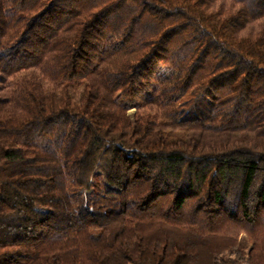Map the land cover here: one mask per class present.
<instances>
[{
    "label": "trees",
    "instance_id": "16d2710c",
    "mask_svg": "<svg viewBox=\"0 0 264 264\" xmlns=\"http://www.w3.org/2000/svg\"><path fill=\"white\" fill-rule=\"evenodd\" d=\"M0 264H264V0H0Z\"/></svg>",
    "mask_w": 264,
    "mask_h": 264
},
{
    "label": "rangeland",
    "instance_id": "374dc122",
    "mask_svg": "<svg viewBox=\"0 0 264 264\" xmlns=\"http://www.w3.org/2000/svg\"><path fill=\"white\" fill-rule=\"evenodd\" d=\"M132 113H133V112H132ZM226 235H227V234L223 235V237L226 236ZM242 235H244V234H242Z\"/></svg>",
    "mask_w": 264,
    "mask_h": 264
}]
</instances>
